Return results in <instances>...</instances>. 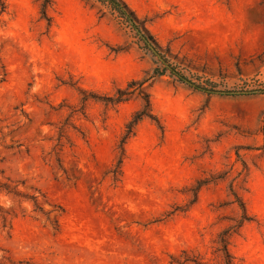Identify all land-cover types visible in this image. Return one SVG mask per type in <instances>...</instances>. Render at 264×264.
I'll use <instances>...</instances> for the list:
<instances>
[{
  "label": "rangeland",
  "instance_id": "374dc122",
  "mask_svg": "<svg viewBox=\"0 0 264 264\" xmlns=\"http://www.w3.org/2000/svg\"><path fill=\"white\" fill-rule=\"evenodd\" d=\"M42 2L0 0V264H224L240 201L232 262L264 264V93L181 80L96 0ZM126 2L195 84L264 89V0Z\"/></svg>",
  "mask_w": 264,
  "mask_h": 264
},
{
  "label": "trees",
  "instance_id": "16d2710c",
  "mask_svg": "<svg viewBox=\"0 0 264 264\" xmlns=\"http://www.w3.org/2000/svg\"><path fill=\"white\" fill-rule=\"evenodd\" d=\"M98 2H100L101 4L105 5L106 7H108L111 12L121 20V22L125 23L127 26H129L134 32L135 34L140 38L141 41L144 42L145 46L150 49L153 53H155L156 55H158L161 60L166 64L167 68L170 69V71L172 72V74L177 75L181 80L190 83L191 85L198 87L200 89L206 90L208 92H215V93H221V94H253V93H257V92H263L264 93V89H256V90H239V91H215L212 89H208V88H203L197 84H195L194 82H192L191 80H189L186 76H184L182 73H180L174 66H172L171 64H169L166 60V58H164V56L159 52L158 50V45L156 40L154 39L153 35L149 32V30L147 29L145 23L143 20H141L136 12L130 7V5L126 2V0H96ZM51 2V0H43L42 2V8H43V12L44 14H46V8L49 5V3ZM129 91L127 90H119L118 95H117V99L118 100H123L124 99V95H128ZM146 104L144 105L143 108L139 109L132 117V120L129 121V123L127 124L126 127V131L125 134L123 135L122 138V145H121V149L122 151L124 150V144L126 142V140L135 133V126L140 122V120H142L145 116H150V117H155L150 109L151 106V101L150 98L147 97L145 99ZM123 154V152H122ZM122 160H119V164H121ZM120 165H118V169H119ZM114 170V175L118 174L120 170ZM241 204V208L244 210L245 214L242 216V219L237 220L236 224L231 225L229 227H227V229H225L221 235H220V250L223 252L224 257H225V263L224 264H233L232 262V256L230 254V251L228 249V235L230 233L231 230L235 229L236 227L241 226L243 219H249L248 214L246 213L245 210V205L243 202L240 201Z\"/></svg>",
  "mask_w": 264,
  "mask_h": 264
}]
</instances>
